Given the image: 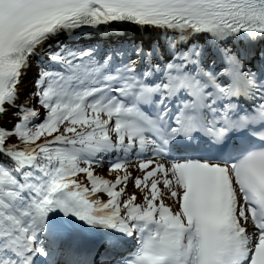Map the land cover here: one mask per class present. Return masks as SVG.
<instances>
[{"label": "snow or ice", "instance_id": "obj_1", "mask_svg": "<svg viewBox=\"0 0 264 264\" xmlns=\"http://www.w3.org/2000/svg\"><path fill=\"white\" fill-rule=\"evenodd\" d=\"M125 19L182 30L260 33L264 0H0V113L14 104L29 56L49 33ZM91 52L79 53L81 60L53 56L68 71L41 69L36 90L18 105L15 115L21 120L14 128L0 126V150L41 173L22 183L0 165V243L20 255L47 256L36 243L37 233L47 227L48 213L62 208L88 224L144 233L134 259L123 264H264V146L226 165L163 155L177 135L191 136L198 129L222 140L230 130L259 124L254 135L264 140V83L256 73L242 70L230 56L223 72L232 82L222 85L212 71L189 70V63H199L190 53L180 62L153 64L142 75L134 61L109 71L111 56L100 63ZM154 72L164 79L150 82ZM210 86L215 92L207 91ZM184 89L192 99L184 101L175 126H169V109L153 116L140 107L157 93L164 104ZM252 92L261 97L255 113L239 114L231 98ZM37 98L40 109L33 103ZM221 98L229 102L220 114L206 117L204 109ZM40 116L43 120L33 124ZM9 137L18 143H6ZM133 148L153 155L133 158ZM112 149L124 151L107 170L117 173L114 180L97 175L94 167L102 166L96 154ZM133 160H139L142 174L129 171ZM80 173L87 184L76 178ZM130 182L144 194L138 197ZM26 189L34 193L30 199L24 198ZM101 191L105 199L95 195ZM166 195L175 209L165 203ZM64 254L75 256L68 250ZM0 264L17 262L7 257ZM24 264H32L31 256Z\"/></svg>", "mask_w": 264, "mask_h": 264}, {"label": "bare ground", "instance_id": "obj_2", "mask_svg": "<svg viewBox=\"0 0 264 264\" xmlns=\"http://www.w3.org/2000/svg\"><path fill=\"white\" fill-rule=\"evenodd\" d=\"M133 23H134V21L125 19V20H115V21H111L108 23H102L100 25L82 24V25H80L76 28H73V29L61 27L59 30L52 32V33H49L47 35V38L45 40H43L42 44L37 45L35 47V50L29 56L28 64H29V61L38 52V50H40V48L45 43H47L49 40L53 39L56 36L68 35L67 33L84 32V31L90 30V29H97V30H100L102 32L112 33V32H116L120 29H124L126 27H129L130 24H133ZM138 28L140 30H145V27H142V26H140ZM26 70H27V68H25L23 70V75L20 77V83L17 85L18 92H17L14 104L8 105V112L7 113H0V126H3L5 128H12V112L20 108V107H18V105H23V102L21 100H19V96H21V94H22V89L20 87H21L22 79H23L24 75L26 74ZM6 143H8V144L16 143V139L9 137L8 140L6 141ZM134 170L137 172V168L135 166L129 165V171H134ZM111 175H113L112 172H108L106 175H103V178L106 176H111ZM134 191H136L137 193H144L143 190L135 189ZM140 200H142V199H140ZM165 203L171 207L175 206V202L168 195L165 196Z\"/></svg>", "mask_w": 264, "mask_h": 264}, {"label": "rangeland", "instance_id": "obj_3", "mask_svg": "<svg viewBox=\"0 0 264 264\" xmlns=\"http://www.w3.org/2000/svg\"><path fill=\"white\" fill-rule=\"evenodd\" d=\"M21 99H24V100H23V104H24V102L28 99V98L26 97V93L23 94V96H21ZM19 110H21V109H19ZM17 111H18V110H15V111L12 112V123H13V124L15 123V119H16V117H17V116L15 115V113H17ZM103 170H104V171H107V168L104 167ZM104 171H101V169H100V172H99V173H102V174H103ZM116 175H117V173L114 172V176L112 177L111 180H114L115 177H116ZM105 179H107V178H105ZM133 186H134V182H130V183H129V188H130L131 190L134 189ZM129 194H131V193H129Z\"/></svg>", "mask_w": 264, "mask_h": 264}]
</instances>
